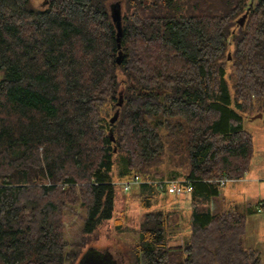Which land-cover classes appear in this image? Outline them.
Instances as JSON below:
<instances>
[{
	"label": "trees",
	"instance_id": "16d2710c",
	"mask_svg": "<svg viewBox=\"0 0 264 264\" xmlns=\"http://www.w3.org/2000/svg\"><path fill=\"white\" fill-rule=\"evenodd\" d=\"M108 1L0 0V264H78L113 218L114 170L155 179L166 151L186 160L191 233L172 245L160 190L140 185L133 264H261L247 215L208 204L210 179H243L254 156L243 120L264 114V0H121L120 48ZM76 204L84 236L70 243Z\"/></svg>",
	"mask_w": 264,
	"mask_h": 264
},
{
	"label": "rangeland",
	"instance_id": "374dc122",
	"mask_svg": "<svg viewBox=\"0 0 264 264\" xmlns=\"http://www.w3.org/2000/svg\"><path fill=\"white\" fill-rule=\"evenodd\" d=\"M32 1L36 6H41L44 2V0ZM114 4H123V1L109 0L110 10ZM232 84L233 82L229 80V87L233 93ZM259 114H262V117H259ZM243 125L254 139L255 151L250 168L242 180L231 181L224 186L220 184V195L214 198L208 206L214 213L233 207L247 215L244 246L258 249L261 254V264H264V207L255 212L249 211L250 207H256L258 203L264 201V114L257 110L245 113ZM185 163L184 155H175L166 151L159 166L152 170V177H156L155 179H185L188 172ZM155 173L158 175H154ZM126 179L128 178L118 177L117 170H114L116 199L113 218L103 221L92 234H85L88 239L82 250L85 261L104 258L109 264L106 251L120 256L123 264H133L135 261L133 251L138 243V231L144 213L142 209L144 199L138 186L129 192L123 190L122 182ZM210 180L219 183L216 178ZM190 196L186 194L180 197L172 195L165 197L164 194L154 205L155 208H162L172 213V245L182 244L190 236L192 208ZM73 209V211L66 210L64 216L65 234L70 243H76L81 240L82 235L84 236L82 217L86 214V209L80 204H76ZM78 264H81V260Z\"/></svg>",
	"mask_w": 264,
	"mask_h": 264
},
{
	"label": "built area",
	"instance_id": "2783aa9c",
	"mask_svg": "<svg viewBox=\"0 0 264 264\" xmlns=\"http://www.w3.org/2000/svg\"><path fill=\"white\" fill-rule=\"evenodd\" d=\"M233 179L222 177L217 179L221 186H224ZM142 184L156 186L161 194H170L175 197L190 194L192 192V181L189 178L185 179H150L142 177L139 174H134L122 182V188L125 192L131 191L134 187Z\"/></svg>",
	"mask_w": 264,
	"mask_h": 264
},
{
	"label": "water",
	"instance_id": "95a60500",
	"mask_svg": "<svg viewBox=\"0 0 264 264\" xmlns=\"http://www.w3.org/2000/svg\"><path fill=\"white\" fill-rule=\"evenodd\" d=\"M254 4V0L251 1L250 5L252 6ZM249 10V8H248ZM248 10L246 13L243 14L242 17H240L238 20H237V23L241 26H243L245 24V21L247 19V16H248ZM121 5L120 4H114L111 8V13H112V19L113 21L116 23L117 25V29H118V37H117V42H118V46L119 48L121 47V37H122V16H121ZM121 55H122V51H120V55L118 57V63H121ZM228 59H231V54L229 53L228 54ZM162 93V92H160ZM123 103V97L122 95L120 96V101H119V106H121ZM259 117H262V114H259L258 115ZM117 119V115L114 116L111 120V123L113 124ZM111 136H112V140L114 141L115 140V137L113 136V131L111 130ZM108 254V258H109V264H122V260H120L119 257H116L114 258L112 256V254L110 252H106ZM81 264H107L103 259H98V258H95V259H90V260H86L85 261V258L84 256L81 258Z\"/></svg>",
	"mask_w": 264,
	"mask_h": 264
},
{
	"label": "flooded vegetation",
	"instance_id": "af4514ba",
	"mask_svg": "<svg viewBox=\"0 0 264 264\" xmlns=\"http://www.w3.org/2000/svg\"><path fill=\"white\" fill-rule=\"evenodd\" d=\"M106 252H108V251H106ZM111 253V252H110ZM112 254V253H111ZM112 256L114 257V258H116V257H119L120 258V256H117V255H114V254H112Z\"/></svg>",
	"mask_w": 264,
	"mask_h": 264
},
{
	"label": "crops",
	"instance_id": "0c3cea01",
	"mask_svg": "<svg viewBox=\"0 0 264 264\" xmlns=\"http://www.w3.org/2000/svg\"><path fill=\"white\" fill-rule=\"evenodd\" d=\"M240 180H242V179H240ZM235 181H238V180H234V181H232V182H235ZM229 182H231V181H229ZM190 203H191V196H190Z\"/></svg>",
	"mask_w": 264,
	"mask_h": 264
}]
</instances>
